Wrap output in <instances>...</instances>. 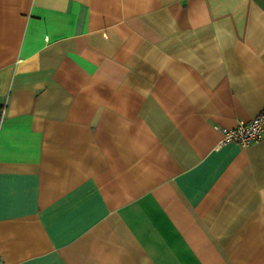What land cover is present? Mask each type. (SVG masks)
Returning <instances> with one entry per match:
<instances>
[{
	"label": "crops",
	"instance_id": "obj_1",
	"mask_svg": "<svg viewBox=\"0 0 264 264\" xmlns=\"http://www.w3.org/2000/svg\"><path fill=\"white\" fill-rule=\"evenodd\" d=\"M3 264H264V0H0Z\"/></svg>",
	"mask_w": 264,
	"mask_h": 264
},
{
	"label": "built area",
	"instance_id": "obj_2",
	"mask_svg": "<svg viewBox=\"0 0 264 264\" xmlns=\"http://www.w3.org/2000/svg\"><path fill=\"white\" fill-rule=\"evenodd\" d=\"M3 118V109L0 110V124ZM221 143L234 142L245 146L264 137V109L248 121H239L234 127L222 130ZM0 264L3 262L0 259Z\"/></svg>",
	"mask_w": 264,
	"mask_h": 264
},
{
	"label": "trees",
	"instance_id": "obj_3",
	"mask_svg": "<svg viewBox=\"0 0 264 264\" xmlns=\"http://www.w3.org/2000/svg\"><path fill=\"white\" fill-rule=\"evenodd\" d=\"M1 108H2V107L0 106V110H1Z\"/></svg>",
	"mask_w": 264,
	"mask_h": 264
}]
</instances>
